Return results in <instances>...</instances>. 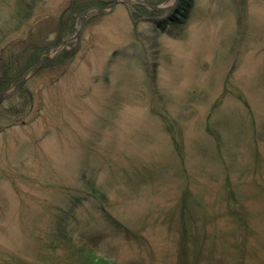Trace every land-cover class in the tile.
<instances>
[{
    "label": "rangeland",
    "instance_id": "obj_1",
    "mask_svg": "<svg viewBox=\"0 0 264 264\" xmlns=\"http://www.w3.org/2000/svg\"><path fill=\"white\" fill-rule=\"evenodd\" d=\"M22 1L0 79L71 49L0 123V264H264V0H124L78 41L113 0Z\"/></svg>",
    "mask_w": 264,
    "mask_h": 264
},
{
    "label": "trees",
    "instance_id": "obj_2",
    "mask_svg": "<svg viewBox=\"0 0 264 264\" xmlns=\"http://www.w3.org/2000/svg\"><path fill=\"white\" fill-rule=\"evenodd\" d=\"M30 0H23L21 2L22 7H29L31 6ZM104 6V5H102ZM82 11V9L80 10ZM18 60L14 59L9 62L10 65L5 66L3 68V79H0V90L7 89L8 83L12 82L13 79L15 80L18 78L21 74L24 73L25 70H27L30 66L29 62H27L26 66L18 67L17 64ZM6 80L7 84H4V81ZM26 86L24 85L17 96L15 98L10 100H2L0 99V123H4L3 127H10L13 125L21 124L25 121L29 114V109L32 108L33 105V95L31 93H27V90L25 89ZM19 104H17L18 101ZM7 123V125H6ZM3 129L0 130V132ZM186 204V201H184ZM67 237V235H66Z\"/></svg>",
    "mask_w": 264,
    "mask_h": 264
},
{
    "label": "water",
    "instance_id": "obj_3",
    "mask_svg": "<svg viewBox=\"0 0 264 264\" xmlns=\"http://www.w3.org/2000/svg\"><path fill=\"white\" fill-rule=\"evenodd\" d=\"M121 1H124V0H113L109 9H105L102 7L95 6V7H90L88 9H86L84 12H82L79 16L80 22H81L80 28L78 30V33H76L77 34L76 35L77 41L80 39L81 33L84 29L85 20H86L87 16H89L92 13H101V14L111 13L112 10H114V8H116L117 4L120 3ZM132 1H134L137 4L143 5V6L147 7L148 9L154 10V11H169L172 9L173 3H174V2L171 3L172 2L171 1L170 2L171 4L169 2H167L164 5H154V4H151L150 2H148L146 0H132ZM69 40L70 39L65 40V42L63 41L64 46L62 47L61 50H59V51L54 50L53 53H51L47 56H44V58H42L39 61H37L36 63H34L31 67H28V69L24 72V74L22 75L20 80L13 86L12 89H9L8 91H4V90L1 91L0 90V99H3V101H4V100L11 99L12 97H14L20 91L19 89H21L24 86V84L28 81V78H30V76L33 73H35L37 70H39L40 68L45 66L47 63L57 59L60 55L66 53L69 49H71V48H68L67 45H65L68 43Z\"/></svg>",
    "mask_w": 264,
    "mask_h": 264
}]
</instances>
